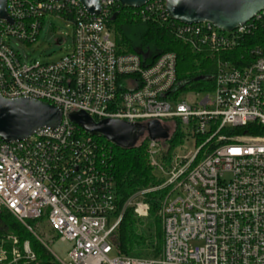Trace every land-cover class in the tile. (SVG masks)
Segmentation results:
<instances>
[{
	"label": "built area",
	"instance_id": "built-area-1",
	"mask_svg": "<svg viewBox=\"0 0 264 264\" xmlns=\"http://www.w3.org/2000/svg\"><path fill=\"white\" fill-rule=\"evenodd\" d=\"M100 5V14L91 16L78 0H8L13 23L0 20V94L54 105L63 122L22 142L0 139V211L30 233L29 222L44 221L58 240L69 243L68 260L55 257L60 264H264V46L235 61L223 57L264 26V11L224 32L207 22L172 20L164 0L131 9L144 21L156 16L176 39L216 59L213 89L197 92L185 91L178 81L175 53L153 59L150 50L119 51L109 20L125 7L120 0ZM47 17L72 28V47L57 62L24 63L12 42L35 43ZM58 39L64 44L61 35ZM80 111L97 122L158 121L169 130L167 141L152 140L147 132L139 140L146 142L161 184L132 195L120 213L107 161L112 151L70 122L68 115ZM176 132L183 142L170 152ZM189 140L194 150L177 153ZM159 191L164 192L161 253L118 254L112 237L125 210L148 218L146 197ZM36 260L29 240L0 237V264Z\"/></svg>",
	"mask_w": 264,
	"mask_h": 264
},
{
	"label": "trees",
	"instance_id": "trees-1",
	"mask_svg": "<svg viewBox=\"0 0 264 264\" xmlns=\"http://www.w3.org/2000/svg\"><path fill=\"white\" fill-rule=\"evenodd\" d=\"M139 10L128 8L117 9L109 20V28L113 31L119 51L125 53H143L150 50L153 59L161 53H175L177 55V78L184 86L185 91H211L212 76L216 72V59L208 50L204 53L194 51L190 46L174 37L171 28L158 23L157 17L152 16L144 21L138 14ZM112 16V17H113ZM137 28L138 38L133 39L127 35L126 29ZM238 49L223 55L224 58L234 59L255 47L264 46V26L258 28L252 37L243 41ZM198 78H205L195 81ZM100 144L111 149L107 159L116 185L118 212L120 213L126 201L135 193L159 186L161 182L154 175L149 164L147 146L145 141H140L132 149H122L109 143L107 140L94 136ZM182 136L177 132L170 140V152L182 143ZM164 192L150 193L146 201L150 206L148 221L138 218L133 208L125 210L122 221L112 237V243L118 254L149 258L160 254L163 242L162 225L156 214L159 201ZM35 222H29L34 228ZM8 234L21 241L29 240L37 254L33 264H60L50 251L40 243L32 233L19 223L10 213L0 211V235Z\"/></svg>",
	"mask_w": 264,
	"mask_h": 264
},
{
	"label": "water",
	"instance_id": "water-1",
	"mask_svg": "<svg viewBox=\"0 0 264 264\" xmlns=\"http://www.w3.org/2000/svg\"><path fill=\"white\" fill-rule=\"evenodd\" d=\"M40 1V0H39ZM60 2L62 0H49ZM85 11L96 16L101 12L100 0H78ZM154 0H120L123 7L139 9ZM166 13L172 20L186 24L211 23L224 32H231L264 11V0H164ZM8 0H0V20L13 23L8 16ZM116 15L112 17L114 20ZM57 45L62 44L58 39ZM205 78H198L201 81ZM184 88V86H182ZM70 122L91 136H97L122 149L134 148L147 132L152 140L169 139V130L160 122L147 126L130 124L116 119L95 121L87 113L73 112ZM63 122L61 109L48 103L30 99H5L0 94V139L6 143L22 142L38 131L58 129Z\"/></svg>",
	"mask_w": 264,
	"mask_h": 264
},
{
	"label": "rangeland",
	"instance_id": "rangeland-1",
	"mask_svg": "<svg viewBox=\"0 0 264 264\" xmlns=\"http://www.w3.org/2000/svg\"><path fill=\"white\" fill-rule=\"evenodd\" d=\"M45 20V26L41 30L37 41L32 45L23 44L20 41L12 42V47L15 49V51L18 52L24 63H32L33 61H37L39 63L57 62L65 55H67L72 47V28L67 27L66 24H64L61 20L54 17H47ZM126 32L127 35L130 36V38H138L139 30L137 28H127ZM57 35H61L65 40L64 44H62L61 46L56 44ZM190 97L194 98L193 96ZM185 144L186 146L184 149H179L176 151L180 155H187L189 152L194 150L191 140H189ZM154 175L159 176V172H154ZM156 216L157 218H159L162 225L160 208H158ZM148 218L143 219L142 221L146 222L148 221ZM32 234L40 243L47 246V249L54 257H57L61 261L68 260V253L71 249V245L69 243L58 240L55 234L49 229L48 225L44 221L34 223Z\"/></svg>",
	"mask_w": 264,
	"mask_h": 264
}]
</instances>
